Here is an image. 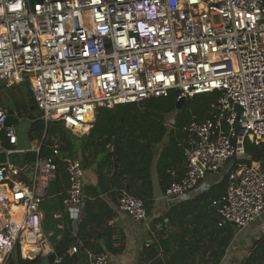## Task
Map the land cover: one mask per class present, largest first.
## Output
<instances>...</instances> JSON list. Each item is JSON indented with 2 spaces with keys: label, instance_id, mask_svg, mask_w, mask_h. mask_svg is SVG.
<instances>
[{
  "label": "built area",
  "instance_id": "2783aa9c",
  "mask_svg": "<svg viewBox=\"0 0 264 264\" xmlns=\"http://www.w3.org/2000/svg\"><path fill=\"white\" fill-rule=\"evenodd\" d=\"M24 79L43 132L26 150L34 154L26 161L30 179L18 166L0 164V264L16 248L24 258L22 242L32 235L38 236L40 256L54 253L49 244L54 232L42 229L41 203L58 175L54 161L62 156L59 136L49 135L48 124L60 121L80 137L100 109L172 91L176 101L200 93L216 96L207 115L182 124L177 146L185 167L179 177L167 170L174 178L157 200L171 207L226 176L223 194L211 205L218 226H234L221 259L232 264L236 233L264 212V168L257 161L242 162L249 157L246 140L264 138V0H0V81L9 87ZM7 114V107H0V151L10 153L16 151L17 133L6 124ZM165 125L174 128V114ZM44 146L48 155L41 154ZM64 159L63 205L82 210L85 169L79 156ZM116 206L152 234L155 227L169 228L166 221L153 224L143 201L124 190ZM152 239L146 247L159 243L155 235ZM77 250L73 243L68 254ZM87 255L89 264H114L104 247Z\"/></svg>",
  "mask_w": 264,
  "mask_h": 264
},
{
  "label": "trees",
  "instance_id": "16d2710c",
  "mask_svg": "<svg viewBox=\"0 0 264 264\" xmlns=\"http://www.w3.org/2000/svg\"><path fill=\"white\" fill-rule=\"evenodd\" d=\"M23 95L13 96L8 103L0 95V107L9 106L18 116L26 117L29 103L25 92ZM176 95L172 91L167 97L150 98L139 103H121L110 109H100L95 123L80 137L65 129L60 121L48 124L49 135L59 136L62 156L54 161L58 166V175L50 185L48 197L41 203L44 213L42 229L54 232L51 237L52 247L59 258V262L51 264H89L88 252L100 251L102 247L115 252L111 242L112 228L108 225L115 213L101 195L116 199L124 190L143 201L149 216L154 205L155 190L158 188L163 191L174 178L167 170L173 169L177 177L181 176L185 167L184 156L177 146L183 136L181 126L193 115L197 119L207 115L209 103L216 93H200L187 98L179 110L175 108ZM173 114L174 128L168 130L165 121ZM42 132L43 122L35 119L27 129L29 141L40 138ZM6 145L10 146L9 143ZM245 148L249 157L242 162L251 164L252 161H257L264 168V138L247 139ZM41 154L48 155L49 149L44 146ZM65 154H77L85 169V176L87 169L92 168L97 178L95 184L86 182L84 185L87 198L76 233H73L74 227L63 209L67 187ZM33 159V153H26L25 160L28 163ZM154 176L157 184L154 183ZM225 182L226 176L212 184L207 191L180 201L167 208L160 217L152 218L154 222L167 219L174 228L167 236L168 241L165 240L167 244L159 237V243L146 248L147 257L155 259L153 264L220 263L235 234L232 224L217 225L220 217L211 205L213 199L223 194ZM56 212H62V218H54ZM60 221L64 222L61 231L56 227ZM102 231L109 232L102 236ZM59 233L61 237L57 239L56 235ZM94 238L99 241L101 239L102 243L92 242ZM169 241L173 242V247ZM79 242L77 252L69 255L70 245ZM160 250H163L167 259L158 257ZM42 258L20 257L19 264H40ZM6 264H14L13 258L10 257ZM232 264H264V236L253 239L247 246L246 254L241 259L232 261Z\"/></svg>",
  "mask_w": 264,
  "mask_h": 264
},
{
  "label": "crops",
  "instance_id": "0c3cea01",
  "mask_svg": "<svg viewBox=\"0 0 264 264\" xmlns=\"http://www.w3.org/2000/svg\"><path fill=\"white\" fill-rule=\"evenodd\" d=\"M85 180L89 184L96 183L97 178L96 175L93 173L92 168L87 169ZM154 183L157 184L155 176H154ZM160 192L161 190L158 188L155 190L154 205L149 215V220H151L153 224L160 221H166L169 225V228L164 230L155 227L153 228L154 231L153 234L147 229L146 224L144 222L134 220L125 212L119 211L116 206L115 198L107 195H101L104 201L107 202L109 207L115 213V216L108 221V225L112 228V235H111L112 247L115 249V252H109V253L114 264H153L155 259L148 258L147 257L148 254H146L145 250L146 248L151 247L154 243H152L149 247H146L145 243L148 242L150 239H152V236L155 235L156 239H158V242L160 237L161 240H163L165 244H167L165 240L168 241L167 236L169 235L170 232L174 230L173 226L169 223L167 219H161L159 221L156 220V222L152 220V218L160 217V215L167 208H169L168 205L165 203V201L157 200V197L160 194ZM194 196H195L194 193L190 195V197H194ZM63 209H64V213H66L68 218L70 219L71 226L74 227L73 233H76L78 223L81 219L82 211L76 207L64 206ZM57 213L61 214V217L57 219L62 218V212L54 213V218H56L55 214ZM43 218H44V213H43ZM59 223H62L64 226V222L60 221ZM42 224H43V220H42ZM106 232L102 231V236L103 233ZM92 242L102 243L101 239L99 241L97 238L92 239ZM169 243L171 247L174 246L172 241H169ZM49 244L52 246L51 238L49 239ZM78 244H80V242ZM37 246L39 247V245ZM237 246L239 247L238 243ZM243 246L244 247L241 248L236 247L238 249H236L235 251L229 254V258L231 259V261L239 260L246 254L247 247L245 244ZM158 257L161 258L162 260L167 259L166 254L163 252V250H161V254H159ZM219 264H222V262L220 261Z\"/></svg>",
  "mask_w": 264,
  "mask_h": 264
},
{
  "label": "water",
  "instance_id": "95a60500",
  "mask_svg": "<svg viewBox=\"0 0 264 264\" xmlns=\"http://www.w3.org/2000/svg\"><path fill=\"white\" fill-rule=\"evenodd\" d=\"M20 86L24 89L25 96L28 100L29 103V113L28 116L26 117H20L16 114V112L9 106H7V117H6V124L7 125H14L16 133H17V142H16V151L6 153L4 150L0 151V164L4 163H10L13 165L18 166L24 174L28 176V178H31V173H30V165L26 163L25 160V155H26V150L28 149L30 145V141L27 136V129L30 126V124L37 119V107L34 103V100L32 98V91L30 87V83L27 79H24ZM185 98L182 97L179 100L175 102V108L176 109H181L182 104L184 102ZM33 117H32V116ZM21 118V119H19ZM97 119V114L94 116V118L90 121V123L93 125ZM113 144V140L110 143V146ZM65 157H69L68 154L64 155ZM77 154H72V157H76ZM34 254L33 258H36L39 255L37 251H32ZM23 258L20 256L19 249L16 248L12 252V258L14 264H19V258ZM32 258V259H33ZM56 258V255L54 253H50L48 256H46L47 259V264H51L54 262ZM24 259V258H23Z\"/></svg>",
  "mask_w": 264,
  "mask_h": 264
},
{
  "label": "rangeland",
  "instance_id": "374dc122",
  "mask_svg": "<svg viewBox=\"0 0 264 264\" xmlns=\"http://www.w3.org/2000/svg\"><path fill=\"white\" fill-rule=\"evenodd\" d=\"M23 88L21 86H17V85H13V86H9L7 87L5 85V81H0V95L2 96L3 99H7V103L8 101H10L9 99L12 98L13 96H20L23 97ZM30 114V113H28ZM38 114V111H37ZM28 116V115H27ZM32 116V115H31ZM33 117V116H32ZM33 141V140H32ZM47 141L50 142L49 140V136L47 138ZM264 236V212L263 215L257 219L256 221H254L253 223H251L249 226H247L246 228H244L241 231H238L235 235L236 239L234 238L235 241V247L234 250L241 247H244L243 245L245 244L246 247L250 244L251 241H253V239L258 238L260 236ZM237 243L239 245V247L237 246ZM238 247V248H236ZM47 261L46 256H44L41 260L40 264H45Z\"/></svg>",
  "mask_w": 264,
  "mask_h": 264
},
{
  "label": "bare ground",
  "instance_id": "6f19581e",
  "mask_svg": "<svg viewBox=\"0 0 264 264\" xmlns=\"http://www.w3.org/2000/svg\"><path fill=\"white\" fill-rule=\"evenodd\" d=\"M38 236L32 235L31 238L26 239L25 241L22 242V253L24 255V259H29L28 257L30 256V251H36L38 249L36 240Z\"/></svg>",
  "mask_w": 264,
  "mask_h": 264
}]
</instances>
